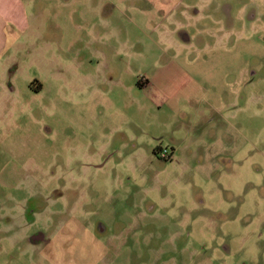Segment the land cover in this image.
I'll use <instances>...</instances> for the list:
<instances>
[{"label": "rangeland", "instance_id": "obj_1", "mask_svg": "<svg viewBox=\"0 0 264 264\" xmlns=\"http://www.w3.org/2000/svg\"><path fill=\"white\" fill-rule=\"evenodd\" d=\"M23 3L0 264H264V0Z\"/></svg>", "mask_w": 264, "mask_h": 264}, {"label": "crops", "instance_id": "obj_2", "mask_svg": "<svg viewBox=\"0 0 264 264\" xmlns=\"http://www.w3.org/2000/svg\"><path fill=\"white\" fill-rule=\"evenodd\" d=\"M24 6L23 0H0V25L3 26L6 21L14 20L13 14L24 9Z\"/></svg>", "mask_w": 264, "mask_h": 264}, {"label": "flooded vegetation", "instance_id": "obj_3", "mask_svg": "<svg viewBox=\"0 0 264 264\" xmlns=\"http://www.w3.org/2000/svg\"><path fill=\"white\" fill-rule=\"evenodd\" d=\"M162 158H164V157L162 156Z\"/></svg>", "mask_w": 264, "mask_h": 264}, {"label": "trees", "instance_id": "obj_4", "mask_svg": "<svg viewBox=\"0 0 264 264\" xmlns=\"http://www.w3.org/2000/svg\"><path fill=\"white\" fill-rule=\"evenodd\" d=\"M156 152V151H155Z\"/></svg>", "mask_w": 264, "mask_h": 264}]
</instances>
